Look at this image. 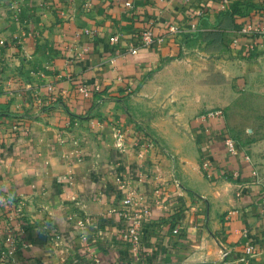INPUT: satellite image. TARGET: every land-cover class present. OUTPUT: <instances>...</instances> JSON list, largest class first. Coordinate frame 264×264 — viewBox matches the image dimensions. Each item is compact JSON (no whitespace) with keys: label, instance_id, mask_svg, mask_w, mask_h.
I'll list each match as a JSON object with an SVG mask.
<instances>
[{"label":"crops","instance_id":"0c3cea01","mask_svg":"<svg viewBox=\"0 0 264 264\" xmlns=\"http://www.w3.org/2000/svg\"><path fill=\"white\" fill-rule=\"evenodd\" d=\"M127 1L0 6V264H264V37L240 32L264 24V0H240L217 49L196 32L233 0ZM214 108L224 120L202 116ZM127 194L152 207L137 250ZM18 201L30 245L11 252Z\"/></svg>","mask_w":264,"mask_h":264},{"label":"built area","instance_id":"2783aa9c","mask_svg":"<svg viewBox=\"0 0 264 264\" xmlns=\"http://www.w3.org/2000/svg\"><path fill=\"white\" fill-rule=\"evenodd\" d=\"M224 2H228V0H224ZM126 4L131 5V2L128 0ZM170 29L171 31H175L177 27L171 26ZM191 30H193V32L196 31L195 23L192 24ZM240 32L242 34H245V35L248 34L252 36V38L254 39L253 41H255L258 37L257 35L264 37V24H262L261 22H256L254 24L248 23L240 29ZM153 37H154V30L151 27H149L147 30L144 31L142 35V40L146 43H151L153 41ZM110 40L112 42H115L118 40V36L113 35L110 37ZM131 51L136 52V49L133 48ZM78 90L84 95H88L91 92L90 86L87 85L85 82H82L79 85ZM202 116L205 118L216 117L221 120H224L226 116V112L222 108H214V109L207 110L206 112L202 114ZM14 127L17 128L16 125ZM223 142L229 154L231 155L239 154V150L236 147L235 139L231 135H226L223 139ZM246 158H249V157L246 156ZM201 167L204 171H206V173H208L211 167L210 160L203 158L201 160ZM254 175L256 176V172H254ZM3 200L4 201L7 200L9 202L11 201V199L7 197H4ZM13 203H14V200H13ZM263 203H264V199H263ZM123 204L126 206V209H123L121 211V215L124 217V222L122 223V230H121L122 239L127 241L129 245L132 246V248L137 250L139 248V242L141 241V228L143 224L146 222V218L144 216L143 217L136 216L134 215L133 212L129 211L127 207L132 204V198L130 194H127L125 196V198L123 199ZM21 205H22V202L18 201V205H17L18 208L14 209L13 213L10 214L8 218L4 219V229L6 230V235L4 239H5V242L9 244L8 247L11 248V252L16 251L22 245L23 246H26L28 244L30 245V243H25L24 241H22V238H21V235L24 234L26 231L25 230L26 228H23L21 225L23 221L16 219L18 216H24L21 209H19ZM262 211L264 212L263 209ZM1 253H2L1 256L6 255L5 251H2ZM228 253H229L228 250H223L222 256L225 257L228 255ZM255 253H256V248H255L254 243L247 242L245 245V255L242 257V260L247 261L248 256L249 257L254 256Z\"/></svg>","mask_w":264,"mask_h":264},{"label":"trees","instance_id":"16d2710c","mask_svg":"<svg viewBox=\"0 0 264 264\" xmlns=\"http://www.w3.org/2000/svg\"><path fill=\"white\" fill-rule=\"evenodd\" d=\"M245 7L246 5H244L240 0H233L227 9L219 13V18L216 25L212 26L210 29L205 30L203 32H199V31H198L199 33L196 32L198 35H201L204 41H207L206 48L217 49L220 46L224 31L226 29L235 27L236 19L239 16L247 15L246 12L247 7L246 8ZM16 219L24 221L25 224L26 222L28 223V221L24 218V216H18ZM24 222L21 223L23 224V226H24ZM26 227L29 228L30 227L29 224H27Z\"/></svg>","mask_w":264,"mask_h":264},{"label":"rangeland","instance_id":"374dc122","mask_svg":"<svg viewBox=\"0 0 264 264\" xmlns=\"http://www.w3.org/2000/svg\"><path fill=\"white\" fill-rule=\"evenodd\" d=\"M43 0H0V6H2L3 10L6 12V17L5 19L7 18L10 19L12 18V16L14 17H17L19 16L20 12L22 10H24L23 7H27V6H33V5H36V4H40ZM45 1V4H49V2L51 1V3L53 5H58V6H62V2H68V0H44ZM149 208L152 209L151 206H149ZM148 208V209H149ZM149 210L147 211L146 209H134V210H131L129 209L130 212H133L134 215L136 216H139V217H145L146 218V215L145 214H149L151 215L152 213V210ZM182 210V206L179 205L177 206L176 209H174V214L176 213H180V211Z\"/></svg>","mask_w":264,"mask_h":264}]
</instances>
